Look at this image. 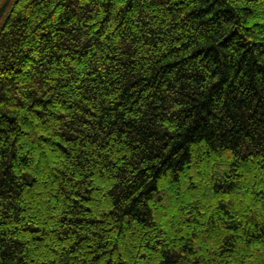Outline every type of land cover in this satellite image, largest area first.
<instances>
[{"label": "trees", "instance_id": "16d2710c", "mask_svg": "<svg viewBox=\"0 0 264 264\" xmlns=\"http://www.w3.org/2000/svg\"><path fill=\"white\" fill-rule=\"evenodd\" d=\"M0 264H264V0H16Z\"/></svg>", "mask_w": 264, "mask_h": 264}, {"label": "rangeland", "instance_id": "374dc122", "mask_svg": "<svg viewBox=\"0 0 264 264\" xmlns=\"http://www.w3.org/2000/svg\"><path fill=\"white\" fill-rule=\"evenodd\" d=\"M16 0H0V31L1 29L3 28L7 18H8V15H9V12L11 11L14 3H15ZM10 2V6L7 8V10L5 11V13L3 14L2 13V9L4 8V6Z\"/></svg>", "mask_w": 264, "mask_h": 264}, {"label": "water", "instance_id": "95a60500", "mask_svg": "<svg viewBox=\"0 0 264 264\" xmlns=\"http://www.w3.org/2000/svg\"><path fill=\"white\" fill-rule=\"evenodd\" d=\"M10 6V2H8L5 6H4V8L2 9V13L4 14L5 13V11L7 10V8Z\"/></svg>", "mask_w": 264, "mask_h": 264}]
</instances>
